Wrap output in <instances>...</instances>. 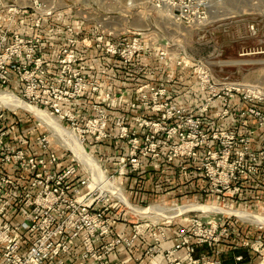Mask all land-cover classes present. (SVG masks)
Instances as JSON below:
<instances>
[{
    "label": "rangeland",
    "instance_id": "rangeland-1",
    "mask_svg": "<svg viewBox=\"0 0 264 264\" xmlns=\"http://www.w3.org/2000/svg\"><path fill=\"white\" fill-rule=\"evenodd\" d=\"M44 1L54 3L59 8L56 14L65 12L70 14L72 19L83 21L90 31L94 29L91 32L105 30L120 37L131 38L141 35L149 45L156 47L147 51L158 52L156 61L161 62L163 68L179 67L181 77L184 73L187 75L186 82L189 80L191 83L197 82L198 91L205 95V102L198 111L183 107L188 112L201 117L203 132L196 134L184 129L174 131L173 128L180 126V122L176 124L174 121L171 124L167 118H162V112L155 110L165 103L178 105L169 99L166 80L143 84L131 92V84L128 82L132 79H135V82L140 79L141 72H134L130 65L122 63L115 57L116 63L122 65L118 68V73L116 69L114 72L121 76L120 79L115 75L111 87L98 84L100 89L96 93L90 85L95 81L85 74L86 69L82 68L83 61L79 55L78 70L90 82L91 88L85 92L86 97L84 94L78 99L79 119L76 126L84 130L89 120L100 119L96 125H104L106 132L112 136L94 145L83 143L86 151L100 163L98 166L99 171L101 170L100 179H93L89 167L77 160L69 148L59 145L53 131L42 124L35 115L21 109L15 110L21 117H18L17 127L32 137L50 132L54 140L52 148L60 155L64 167L74 166L80 170L81 180L90 179L89 184L86 182L87 188L84 191H89L88 185L91 186L95 181L100 186L105 185L103 180L107 178L110 185L107 183L101 190L90 188L99 192L105 199L109 198V203L115 204L116 209L112 211L111 216L117 213V225L131 223L134 226H144L160 222L164 227L173 225L179 230L182 227H190L193 219L207 222L228 217V220L249 224L264 233V224L251 223L234 214L212 211L219 207L218 209L223 210L230 208L264 214V200L259 194L264 188L262 180L264 164L254 174H249L247 170L243 174L237 172L238 165L235 164L237 153L243 152L245 146L256 155L264 157L263 121L250 114H246L243 121L241 116L242 111L251 107L264 114V101L257 104L244 103L241 95L235 92L234 98L229 99L226 104L221 98H214L212 101L215 99L217 101H210L212 104H209L206 112L203 113L202 109L211 97V89L201 90L194 68L189 66L182 69L179 65V62L183 64L189 62L207 69L214 87L218 89L223 86L233 87L240 83L245 89L259 86L264 90V54L254 53L264 49V0H203L209 16L208 20L191 28L175 22L170 18V8L158 9L152 0ZM252 24L257 26L258 36L250 34L249 27ZM161 51L164 55H161ZM242 53L247 55L240 56ZM88 60H94L93 55L88 56L86 61ZM112 71H105L106 76L109 77L108 74ZM95 75L91 74V76ZM154 87L155 91L151 90ZM158 88L165 89L166 92L162 97L157 96V100H154ZM0 91L7 92L4 88ZM8 91L15 95L20 94L14 86H10ZM217 92L220 96L223 95L221 91ZM97 94L103 98L109 96L101 103L102 108L100 107V110L105 111V117H100L98 114L95 116ZM84 97L89 99L87 107L83 103ZM54 101L52 98V102ZM6 109L10 114L14 111ZM225 109L229 110L228 115L224 117L217 115ZM212 110H216V113L214 119L209 120L210 123L214 122L210 125L206 114ZM10 117L17 119L15 116ZM160 120L162 123L166 121V124L163 123L162 131L155 133L153 124ZM225 120L231 123V127L227 126L228 122L226 124L221 122ZM61 124L71 130V123L61 121ZM74 133L83 141L76 132ZM260 137H263L261 145ZM89 139L90 137L86 135V140ZM134 139L147 145L160 144L158 149L160 155L141 157L143 167L137 171H133L128 162ZM243 139L247 144L242 142ZM110 142H116L118 146L115 148V154L107 156L102 150V145L104 143L108 145ZM228 151H230L229 156H227ZM194 152L196 157L192 156ZM232 173L238 175L237 180L232 179ZM236 187H241L238 194L229 193V190L233 191ZM261 239L264 242V239ZM256 258L259 259L258 264H260L261 257L256 255ZM248 262L249 260L246 261Z\"/></svg>",
    "mask_w": 264,
    "mask_h": 264
},
{
    "label": "built area",
    "instance_id": "built-area-1",
    "mask_svg": "<svg viewBox=\"0 0 264 264\" xmlns=\"http://www.w3.org/2000/svg\"><path fill=\"white\" fill-rule=\"evenodd\" d=\"M152 2L158 9L170 8V18L186 27L204 24L209 17L203 0ZM58 10L54 3L44 0H0V13L6 15L9 23L0 28V88L7 92H10V86L16 87L17 91L20 89V94L16 96L21 101L41 109L44 107L52 116L71 123V130L83 139V143L98 144L105 138H112L104 125H96L100 119L89 120L84 130L76 126L79 119L78 99L91 88L90 82L78 70L76 49L80 44L88 48L95 47L111 57L119 58L126 65H132L140 53L156 47L149 45L141 35L120 37L105 30L93 32V38L79 39L71 22L64 27L67 36L65 45L55 57L54 64L47 63L41 55L43 37L38 31ZM24 13L33 17L26 25L28 34L14 33L12 27ZM249 31L252 36L259 35L255 24L250 25ZM160 53L164 55L162 51ZM254 53L264 54V49ZM245 55L247 54H240ZM190 64L179 62L182 69L189 66L194 68L201 90L211 89V97L202 109L203 113L216 99L221 98L226 104L229 99L234 98L235 92L241 95L244 103L257 104L264 101V90L259 86L245 89L237 83L233 87L223 86L218 89L214 87L207 69ZM90 85L96 93L100 89L95 82ZM154 89L155 87L151 88L155 91ZM217 91H221L223 95L220 96ZM165 92V89H156L154 100H157V96L162 97ZM106 98L109 96L103 98L97 94L95 116L98 114L105 117V111L100 110V107ZM214 98L216 99L212 101ZM13 110L10 114L5 107H0V264H141V258L138 257L132 258L130 262L116 263L111 261L110 256L119 247L132 249L136 239L151 226L154 230L153 245L145 250L146 257L161 255L165 264H223L218 246L232 234L226 222L228 217L207 222L191 220L190 227L177 230L176 243L172 248L165 249L162 246L165 231L160 222L146 224L145 227L134 226L131 237H113L100 246L101 239L114 234L118 215L116 213L111 216V213L116 209L115 204L109 203V198L105 199L89 185L90 190L84 191L87 188L86 182L89 184L90 179L81 180L78 168L61 166L60 155L52 148L54 140L50 132L33 137L26 134L24 141L19 143L20 139L17 138L12 123L16 124L20 115L15 112L17 109ZM155 110L162 112V118H167L171 124L174 121L176 124L180 122V126L173 128L174 131L184 129L196 134L203 132L201 117L183 107L165 103ZM228 114L227 109L217 113L220 117ZM246 114L260 118L264 123L261 111L251 107L241 112L242 118ZM165 122L163 121L164 124ZM163 123L160 120L153 124L155 133L163 130ZM86 135L90 137L88 141ZM242 142L247 144L244 139ZM159 148L160 144L147 145L134 139L128 157L132 170L137 171L143 167L141 157H158ZM242 150L243 152L237 153V172L243 174L247 170L249 174L256 173L264 164V157L251 152L247 146ZM229 154L230 151L227 156ZM192 156L196 157V153ZM232 177L234 180L238 179V175L234 173ZM240 188L229 190V193L238 194ZM200 247L212 252H199ZM233 249H244L247 252V255H235V264H245L249 260L247 257L251 255L261 257L260 264H264L262 239L241 238ZM182 251L183 255L180 254ZM247 264H252L251 260Z\"/></svg>",
    "mask_w": 264,
    "mask_h": 264
},
{
    "label": "crops",
    "instance_id": "crops-1",
    "mask_svg": "<svg viewBox=\"0 0 264 264\" xmlns=\"http://www.w3.org/2000/svg\"><path fill=\"white\" fill-rule=\"evenodd\" d=\"M24 15H21L14 26L12 27V31L14 33H23L28 34V30L26 29L27 23L31 20L24 19ZM65 20V21H63ZM78 20V19H77ZM76 19H72V16L68 13L63 12L60 14H56L52 19L45 22L41 31H38V33L42 34V45H41V55L44 57L45 61L47 63L53 62L55 60V57L59 53L61 47L65 45L66 40V33H65V25L73 22ZM8 18L4 13H0V28L6 27L8 24ZM77 30L75 31L79 39H83L85 37L93 38V30L90 31L88 29L87 25L83 23V21L78 20L75 24ZM75 29V28H74ZM95 33V32H94ZM78 54L81 58V61H83V67L86 69V75L90 77L92 80H94L97 84L101 85H109L110 87L112 85V81L116 78H119L118 74H115V69L117 73L119 72L118 68H121L122 65H118L116 63L115 57L108 56L104 53V51H101L95 47L88 48L80 44L78 46ZM93 55L94 60H87V57ZM158 60V52L157 51H144L140 53L137 57L135 62L130 65V68L137 73V71H140V79H137L135 82V79H132L128 82V84H131V92H133L136 87H139L143 84L150 83V82H167L168 84H165L168 87L169 90V99L178 104L181 107H185L187 109L198 111L200 107L205 102V95L203 93H200L197 89V82L193 81L192 83L189 81L186 82L185 77L187 78V75H185L183 72V76L181 77V70L179 67L177 68H163L161 62L156 61ZM85 61V62H84ZM93 62V63H92ZM122 64V63H121ZM125 69V68H124ZM127 69V68H126ZM107 70H114L110 72L109 77H107L105 71ZM88 71V72H87ZM85 72V71H84ZM96 74L95 76H91V74ZM165 77H164V76ZM191 77H189L190 79ZM135 82V83H134ZM86 97V93L84 95ZM83 98V103L87 107L89 106L87 101H89L88 98ZM216 110H212L207 112L206 116L208 119V123H210L209 120L211 118L214 119ZM21 118V117H20ZM220 123V121H218ZM223 124H226L225 121H221ZM231 123H227V126H230ZM236 125V124H232ZM14 125V132L17 134V138H19V143L21 141H24V135L27 133L24 132L16 127ZM241 128V127H240ZM23 133V134H21ZM260 145L262 144L263 137H260ZM22 143V142H21ZM24 144V143H23ZM103 144L102 150L106 155L112 156V153H114L115 148H117L118 144L116 142H110ZM259 145V146H260ZM107 151V152H106ZM115 154V153H114ZM147 163V162H146ZM61 163V166H64V164ZM148 164V163H147ZM159 165V161L157 163ZM148 167V165H147ZM144 178V177H143ZM146 178L147 175H146ZM263 180V186H264V176L262 177ZM259 194L261 195V198L264 200V188L260 190ZM255 204V202H253ZM227 225L231 228V236L227 237L226 239L222 240L221 244L218 246V250L220 251V258L223 261V264H235L234 256L237 254H245L247 255L246 250L241 249L235 251L233 248L234 246L238 245L240 243L241 238H250V239H264V233L260 232L259 230L254 229L251 225H247L246 223H236V221H231L227 219ZM163 230L165 231V239L163 240V248H172L176 243V226L169 225L163 226ZM134 224L131 225V223H124L116 225L114 228V234L111 236H107L99 241V245L105 244L109 242L113 237L117 236H126L131 237L134 234ZM153 229L149 228L143 235H140L132 249L126 250L122 247H119L111 256L110 259L113 262L116 263H124V262H130L132 258L138 257L141 258V264H165V260L163 257L157 256L155 258H148L145 256V250L153 245ZM199 252H204L210 254L212 251L208 250L205 247H200L198 249ZM181 255H183V251L180 252ZM247 259L251 260L253 264H258L259 259L256 258V255H251L250 257H247ZM245 264H247L245 262Z\"/></svg>",
    "mask_w": 264,
    "mask_h": 264
},
{
    "label": "bare ground",
    "instance_id": "bare-ground-1",
    "mask_svg": "<svg viewBox=\"0 0 264 264\" xmlns=\"http://www.w3.org/2000/svg\"><path fill=\"white\" fill-rule=\"evenodd\" d=\"M2 106L5 108H9V109H21V110L30 112L31 114L35 115L36 118L42 122V124H44L47 128L53 131L54 136L57 139L59 145H62L66 149L69 148V150L73 151L77 160H79L86 167H89V169L92 172L93 179L95 180L97 178L100 179L101 170L99 171V167H98L100 166V163L96 161V159L86 151L83 145V141L80 140L73 131L63 127V125L61 124V121L57 117L52 116L48 111L40 109L39 107L35 105L21 101L15 94L11 92H1L0 91V107ZM103 181H105V185L103 186H100V184H97V182L95 181L93 182V184L90 183L91 184L90 187H92L93 189L95 188V190H101L102 187L104 188L107 185V183L109 184V181L107 180V178L104 179ZM118 193H121V192L118 191ZM127 206H130V205H127ZM200 208H205V207H200ZM218 208L212 209V211L215 210L217 211V213H223V214L224 213L234 214L236 216L242 217L244 220L249 221L251 223L264 224V214L262 213H251L249 211H239L235 209L232 210L230 208H228L227 210L226 209L223 210V209H218Z\"/></svg>",
    "mask_w": 264,
    "mask_h": 264
},
{
    "label": "trees",
    "instance_id": "trees-1",
    "mask_svg": "<svg viewBox=\"0 0 264 264\" xmlns=\"http://www.w3.org/2000/svg\"><path fill=\"white\" fill-rule=\"evenodd\" d=\"M24 19H26L27 22H28V20L33 19V17H32L30 14H26V15H24ZM77 21H78V20L74 21V25H73L74 28H75V31L77 30L76 25H75V24L77 23ZM72 24H73V22H72ZM76 35H77V34H76ZM76 52H77V54H78V48L76 49ZM78 55H79V54H78ZM12 125H13V128H14V125H16L15 122H13Z\"/></svg>",
    "mask_w": 264,
    "mask_h": 264
}]
</instances>
